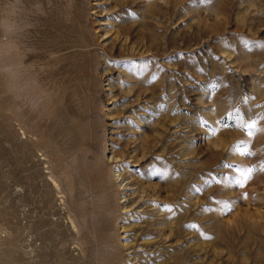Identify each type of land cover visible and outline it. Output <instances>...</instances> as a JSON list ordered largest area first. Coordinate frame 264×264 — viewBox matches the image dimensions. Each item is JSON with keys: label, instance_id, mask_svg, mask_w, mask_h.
<instances>
[{"label": "rangeland", "instance_id": "1", "mask_svg": "<svg viewBox=\"0 0 264 264\" xmlns=\"http://www.w3.org/2000/svg\"><path fill=\"white\" fill-rule=\"evenodd\" d=\"M15 8L0 264H264V0Z\"/></svg>", "mask_w": 264, "mask_h": 264}, {"label": "clouds", "instance_id": "2", "mask_svg": "<svg viewBox=\"0 0 264 264\" xmlns=\"http://www.w3.org/2000/svg\"><path fill=\"white\" fill-rule=\"evenodd\" d=\"M18 0H0V30L8 33L9 35H15L20 30L19 21L16 19L17 10L15 8ZM5 20L8 24L5 25ZM15 45L12 42H5L0 44V52L9 53L13 51ZM32 85L23 80L20 82L18 73L15 75L10 85V90L16 96L17 99L27 100L29 104H33V100L28 95Z\"/></svg>", "mask_w": 264, "mask_h": 264}]
</instances>
